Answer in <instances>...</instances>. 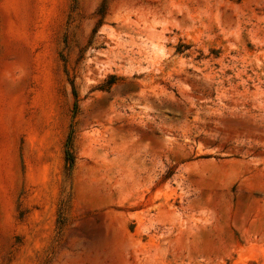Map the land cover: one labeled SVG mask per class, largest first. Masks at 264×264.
Instances as JSON below:
<instances>
[{"label": "rangeland", "instance_id": "rangeland-1", "mask_svg": "<svg viewBox=\"0 0 264 264\" xmlns=\"http://www.w3.org/2000/svg\"><path fill=\"white\" fill-rule=\"evenodd\" d=\"M0 264H264V0H0Z\"/></svg>", "mask_w": 264, "mask_h": 264}, {"label": "trees", "instance_id": "trees-1", "mask_svg": "<svg viewBox=\"0 0 264 264\" xmlns=\"http://www.w3.org/2000/svg\"><path fill=\"white\" fill-rule=\"evenodd\" d=\"M64 160L68 164V166L71 167V165H72V157H71V155L69 154V152L67 150L64 153Z\"/></svg>", "mask_w": 264, "mask_h": 264}]
</instances>
